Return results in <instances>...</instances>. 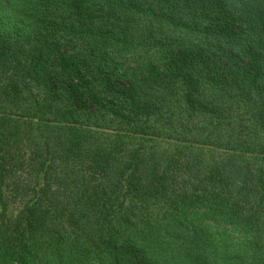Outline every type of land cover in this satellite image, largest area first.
<instances>
[{
    "label": "trees",
    "instance_id": "16d2710c",
    "mask_svg": "<svg viewBox=\"0 0 264 264\" xmlns=\"http://www.w3.org/2000/svg\"><path fill=\"white\" fill-rule=\"evenodd\" d=\"M0 264H264V0H0Z\"/></svg>",
    "mask_w": 264,
    "mask_h": 264
}]
</instances>
